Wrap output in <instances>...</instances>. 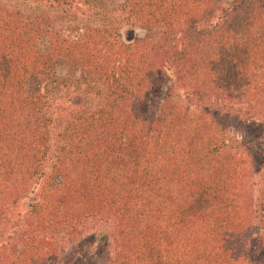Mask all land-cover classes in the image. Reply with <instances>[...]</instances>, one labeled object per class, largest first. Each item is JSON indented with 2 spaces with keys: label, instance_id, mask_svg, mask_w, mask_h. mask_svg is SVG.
<instances>
[{
  "label": "trees",
  "instance_id": "obj_1",
  "mask_svg": "<svg viewBox=\"0 0 264 264\" xmlns=\"http://www.w3.org/2000/svg\"><path fill=\"white\" fill-rule=\"evenodd\" d=\"M34 1L0 0V264H61L85 232L87 264H264L245 153L147 96L169 61L263 104L264 0L211 30L223 0ZM132 20L147 33L126 41Z\"/></svg>",
  "mask_w": 264,
  "mask_h": 264
},
{
  "label": "rangeland",
  "instance_id": "obj_2",
  "mask_svg": "<svg viewBox=\"0 0 264 264\" xmlns=\"http://www.w3.org/2000/svg\"><path fill=\"white\" fill-rule=\"evenodd\" d=\"M19 1L24 2V0ZM36 1L33 3L37 4ZM115 1L121 2L123 0ZM239 1L241 0H223V2H219L212 11H209L205 15L201 21L202 27L205 30H211L215 23ZM146 33L147 30L135 24L133 20L122 28L123 38L126 41H133L138 37H143ZM155 34L158 37L161 35L160 27H156ZM181 45L178 47V50L182 49ZM159 68L162 71L155 76L154 83L147 92L149 105L153 106L151 111L152 113H156L153 116H160L158 115L159 105L165 101L168 94H171L172 103L182 112V117H185L188 121H193L191 123H194V120H196L204 124L210 122L214 124V128L209 133L211 135V137L209 136L210 140L206 138L211 143H221L223 145L224 142L234 152L243 151L245 153L244 156H247L248 158L246 157V159L249 161L247 165H244L243 169L252 174L249 183L250 190L253 192V204L249 202L250 208L248 209L249 214L247 217L251 219L255 215L259 220L263 215L262 205L264 204V103H256L253 100L236 101L230 99L228 95L225 96L219 90L213 88L210 85L212 82H210L209 78L203 77L201 74L192 82L191 79H187L185 75L186 71L182 67L176 68L169 61L159 66ZM62 70L66 71V68L61 67L60 71ZM70 70L76 73L79 72L78 69L71 67ZM195 72V70L192 71V73ZM202 82L210 84L202 85ZM207 125L210 126L209 124ZM215 127L219 132L216 136H213ZM236 146H240V149ZM26 207L27 203L24 199L21 203L20 211H24ZM14 221L22 225L24 221L23 215L13 218L8 226H11ZM258 227L259 225L256 224L254 227L255 233ZM87 233L75 236L71 243L66 244L67 247L63 251L65 256L61 264H87L91 258H94L98 254L100 251L99 246L97 247L98 244L89 247L91 250H88L89 233ZM2 238V233L0 232V244ZM257 249L256 244L253 255L257 254L258 256L260 254L256 253L259 252ZM91 264H96V262Z\"/></svg>",
  "mask_w": 264,
  "mask_h": 264
}]
</instances>
